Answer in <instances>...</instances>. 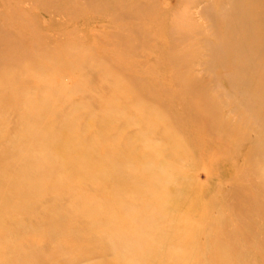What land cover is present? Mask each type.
I'll use <instances>...</instances> for the list:
<instances>
[{"label":"rangeland","instance_id":"rangeland-1","mask_svg":"<svg viewBox=\"0 0 264 264\" xmlns=\"http://www.w3.org/2000/svg\"><path fill=\"white\" fill-rule=\"evenodd\" d=\"M0 264H264V0H0Z\"/></svg>","mask_w":264,"mask_h":264},{"label":"bare ground","instance_id":"bare-ground-1","mask_svg":"<svg viewBox=\"0 0 264 264\" xmlns=\"http://www.w3.org/2000/svg\"><path fill=\"white\" fill-rule=\"evenodd\" d=\"M247 18H248V15H245L244 20H246ZM242 20H243L242 18L239 19V23H242L243 22ZM239 40H240L239 38L237 40H235L233 38H228V37L224 40V42H225L224 43V45H225L224 46V52H226V55L228 56V58L230 60V62L227 65L235 63L234 61H236L240 55H245V54H249V56L252 55L251 51L247 50L246 47H243L240 49V48L235 46V45H237ZM232 44H233V46H232ZM220 47L221 46H216L217 52L220 51ZM231 85H232V89L234 91L236 89V91H235L236 93H234V94L241 95L243 98L249 99L254 94L251 91V89H248L245 87L247 85H246V83H243L242 81L238 83L236 81L231 80ZM112 88H113L114 92H119L120 90H122V85L121 84H119V86L114 85V86H112ZM118 89H119V91H117ZM104 107H105L104 104H102V112L103 113L100 114V116H101L100 125H101L102 130H107V132L103 135V138L104 139H112L116 135L120 136L122 134V132H121L122 128L118 129V131H112V128H114L117 125L122 123L121 116L115 117L113 115V112L111 111V106L109 109L107 106H106V109H104ZM76 112H78V111H75V113ZM79 147H80V143L78 145H76L75 147L70 148L66 151V155H73V154L77 155V158L73 163V167L76 169L77 172L79 170H81L83 174L88 176L87 181L84 180L85 186H88L92 183L102 185L103 182L98 180V178H94V177L101 174L103 170H98L97 166L93 163H90L88 160L92 158L94 160H97L98 162H103V161H106L105 158L108 157L109 154L106 153V154H103V156H102V154H100L96 151V148L98 146H95V145L89 147V149L85 152H80ZM116 163L117 162L114 161V162H112V165L115 166ZM106 203H107V205H110V203L114 204L113 199H111V198H109V199L107 198ZM108 209L111 210L109 217L113 220L111 215H112V213H114V211H116V208L111 209L108 207ZM115 223H118V222L115 221ZM110 237L112 239H114L112 236H110Z\"/></svg>","mask_w":264,"mask_h":264}]
</instances>
